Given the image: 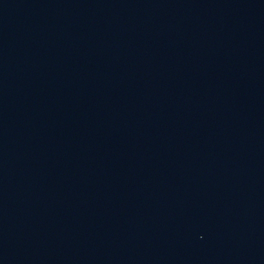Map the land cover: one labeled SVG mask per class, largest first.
Returning <instances> with one entry per match:
<instances>
[{
	"label": "water",
	"instance_id": "1",
	"mask_svg": "<svg viewBox=\"0 0 264 264\" xmlns=\"http://www.w3.org/2000/svg\"><path fill=\"white\" fill-rule=\"evenodd\" d=\"M0 264H264V0H0Z\"/></svg>",
	"mask_w": 264,
	"mask_h": 264
}]
</instances>
